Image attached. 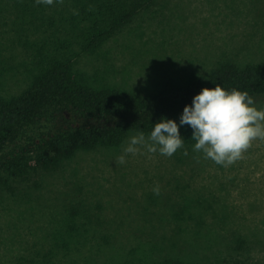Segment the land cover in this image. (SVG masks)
Listing matches in <instances>:
<instances>
[{"label":"rangeland","instance_id":"1","mask_svg":"<svg viewBox=\"0 0 264 264\" xmlns=\"http://www.w3.org/2000/svg\"><path fill=\"white\" fill-rule=\"evenodd\" d=\"M9 12L0 15V105L56 60L79 83L141 98L226 63L264 65V0H153L115 37L56 52ZM253 99L264 108V96ZM139 131L1 182L0 264H264V141L229 167L193 151L192 133L170 158L141 148L118 165Z\"/></svg>","mask_w":264,"mask_h":264},{"label":"trees","instance_id":"2","mask_svg":"<svg viewBox=\"0 0 264 264\" xmlns=\"http://www.w3.org/2000/svg\"><path fill=\"white\" fill-rule=\"evenodd\" d=\"M152 1L63 0L56 6L54 0L46 6L36 5L35 0H0V15L10 11L15 16L13 26L18 21L40 29L48 39L44 46L56 52L73 45L96 47L115 37ZM69 63H49L23 95L0 105V183L9 186L29 180L80 150L118 145L129 129L150 131L162 117L179 125L184 107L203 88L219 84L226 91H246L252 98L264 96L262 64L226 63L191 85L167 87L158 95L141 98L79 83L69 74ZM179 131L182 138L192 133L187 125Z\"/></svg>","mask_w":264,"mask_h":264},{"label":"clouds","instance_id":"3","mask_svg":"<svg viewBox=\"0 0 264 264\" xmlns=\"http://www.w3.org/2000/svg\"><path fill=\"white\" fill-rule=\"evenodd\" d=\"M55 2L62 4L63 0ZM35 3L52 6L54 0H35ZM184 125L192 129L193 151L202 153L204 159L217 165L229 167L243 158L254 141H264V108L257 109L254 99L246 91H226L219 84L212 89L203 88L194 96L192 104L184 107L179 125L162 117L147 137L143 131L130 137L116 163L124 164L128 154L136 155L141 148L172 157L184 147L179 131ZM184 154L187 155V151ZM152 192L160 195V186L155 185Z\"/></svg>","mask_w":264,"mask_h":264}]
</instances>
